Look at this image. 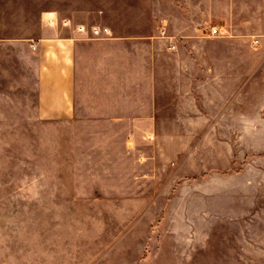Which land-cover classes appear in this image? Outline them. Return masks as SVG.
Returning <instances> with one entry per match:
<instances>
[{
    "label": "crops",
    "instance_id": "0c3cea01",
    "mask_svg": "<svg viewBox=\"0 0 264 264\" xmlns=\"http://www.w3.org/2000/svg\"><path fill=\"white\" fill-rule=\"evenodd\" d=\"M253 125H264V0H0V143L20 172L40 143L53 157L57 129L64 141L87 127L130 152L173 146V174L191 177L208 143L228 141L216 128ZM44 254L36 263L54 264Z\"/></svg>",
    "mask_w": 264,
    "mask_h": 264
},
{
    "label": "rangeland",
    "instance_id": "374dc122",
    "mask_svg": "<svg viewBox=\"0 0 264 264\" xmlns=\"http://www.w3.org/2000/svg\"><path fill=\"white\" fill-rule=\"evenodd\" d=\"M95 130L57 129L53 157L40 143L26 173L0 143V264L47 262V248L54 264H264V125L216 128L228 141L191 177L173 174V146L130 152Z\"/></svg>",
    "mask_w": 264,
    "mask_h": 264
},
{
    "label": "built area",
    "instance_id": "2783aa9c",
    "mask_svg": "<svg viewBox=\"0 0 264 264\" xmlns=\"http://www.w3.org/2000/svg\"><path fill=\"white\" fill-rule=\"evenodd\" d=\"M211 32H212V33H215V32H216V30H215L214 28H212V29H211Z\"/></svg>",
    "mask_w": 264,
    "mask_h": 264
}]
</instances>
